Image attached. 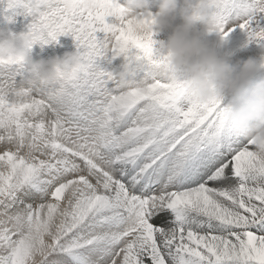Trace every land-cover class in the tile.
Returning <instances> with one entry per match:
<instances>
[{
	"label": "snow or ice",
	"instance_id": "1",
	"mask_svg": "<svg viewBox=\"0 0 264 264\" xmlns=\"http://www.w3.org/2000/svg\"><path fill=\"white\" fill-rule=\"evenodd\" d=\"M95 3L0 0L12 35L72 36L79 56L43 84L0 64V264H264V137L167 78L154 14ZM208 4L207 37L264 50V0Z\"/></svg>",
	"mask_w": 264,
	"mask_h": 264
},
{
	"label": "clouds",
	"instance_id": "2",
	"mask_svg": "<svg viewBox=\"0 0 264 264\" xmlns=\"http://www.w3.org/2000/svg\"><path fill=\"white\" fill-rule=\"evenodd\" d=\"M68 12L77 9L94 11L95 0H61ZM127 15L138 18L153 12L148 0H125ZM178 18L182 22H177ZM156 33L170 32L161 41V50L168 56L164 74L172 81H182L186 95L194 103H208L217 98H231L228 119L244 135L264 137V79L257 76L264 71L261 60L249 58L242 66H234L220 55L219 41L211 42L206 33L213 29V17L208 0H201L193 10L190 0H161L154 14ZM202 25L203 27H199ZM34 43L29 36L12 35L0 29V64L27 63L33 82L52 83L61 74L79 63L77 52L50 60L34 61ZM113 79L124 82L126 72H116Z\"/></svg>",
	"mask_w": 264,
	"mask_h": 264
},
{
	"label": "rangeland",
	"instance_id": "3",
	"mask_svg": "<svg viewBox=\"0 0 264 264\" xmlns=\"http://www.w3.org/2000/svg\"><path fill=\"white\" fill-rule=\"evenodd\" d=\"M120 2H122L124 4L123 0H120ZM156 2H159L158 4H160L161 0L150 1V3H154V5H157ZM149 5H151V4H149ZM153 10L152 11L155 14V12H156L155 8H153ZM177 22L179 23L182 21L178 18ZM0 25L2 26V27L0 26V29H5V25L3 23L2 17H0ZM199 27H203V26L199 25ZM169 35H170V32H167V31L162 32V33H157L154 36V39L158 42L166 41L168 39ZM207 39L211 42H217L218 41V38L215 35L208 36ZM246 41H247L246 35L243 32H241L239 29H237L235 32L232 33L229 41L226 44H223L218 49V51H219L221 56L228 58L234 66H242V63L244 61H247L250 57L255 58L257 60H260L261 52L264 50L260 49L255 44H251V45H248L247 47H245ZM38 45H39V43L34 45V48L32 49V53H35V54L39 55L40 57L42 56V59L45 61L56 58V57H58V55H59V57L62 58L68 53L76 52V44H75L74 38L72 36H61L59 38L58 42L43 44L44 47L41 44L42 45L41 49ZM55 52H57L58 55H56ZM260 79H264V71H262L257 76V80H260ZM230 101H231V98H226V103H230Z\"/></svg>",
	"mask_w": 264,
	"mask_h": 264
},
{
	"label": "bare ground",
	"instance_id": "4",
	"mask_svg": "<svg viewBox=\"0 0 264 264\" xmlns=\"http://www.w3.org/2000/svg\"><path fill=\"white\" fill-rule=\"evenodd\" d=\"M150 1H155V0H149L148 1V7L151 9V11L153 10V8H155V11H158V6L160 5V4H158L159 2H156V4L157 5H154V3H150ZM123 2L125 3V0H123ZM122 3V2H121ZM181 3H183V0H181ZM123 4V3H122ZM149 4H151V5H149ZM153 6V7H152ZM156 6V7H155ZM154 11V10H153ZM152 11V12H153ZM154 14V13H153ZM2 21V20H1ZM1 26V25H0ZM46 46V45H45ZM43 47H44V45H43ZM34 48V47H33ZM48 48V47H47ZM35 50V49H34ZM40 50V49H39ZM44 51V50H43ZM40 54V53H39ZM41 55V54H40ZM39 55H37V54H35V53H32L31 52V58L34 60V61H40V60H43L42 59V56L40 57H38Z\"/></svg>",
	"mask_w": 264,
	"mask_h": 264
}]
</instances>
